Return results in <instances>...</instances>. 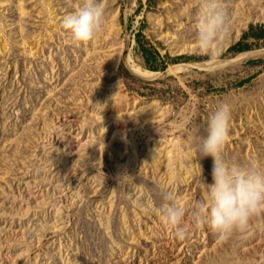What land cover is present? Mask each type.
<instances>
[{
    "label": "rangeland",
    "instance_id": "obj_1",
    "mask_svg": "<svg viewBox=\"0 0 264 264\" xmlns=\"http://www.w3.org/2000/svg\"><path fill=\"white\" fill-rule=\"evenodd\" d=\"M82 3L0 0V264H264V228L223 242L190 216L204 198L193 134L217 103L232 109L226 158L264 162V67L245 65L264 44L231 50L264 22V0H224L228 67L215 73L194 44L197 0H105L88 43L62 28ZM138 32L177 62L146 67ZM161 189L187 209L184 241L150 210Z\"/></svg>",
    "mask_w": 264,
    "mask_h": 264
},
{
    "label": "clouds",
    "instance_id": "obj_2",
    "mask_svg": "<svg viewBox=\"0 0 264 264\" xmlns=\"http://www.w3.org/2000/svg\"><path fill=\"white\" fill-rule=\"evenodd\" d=\"M196 6V50L205 57L206 71L225 70L228 64L222 58L221 50L230 35L231 20L224 0H197ZM105 11V0H83L76 11L63 17L62 28L77 42H91L104 28ZM231 119V105L227 101L219 102L207 118L206 126L202 130L196 128L193 134L197 153L193 165L199 170L204 198L191 206L192 227L196 230L207 228L223 242L264 228V162L253 160L241 164L226 158ZM191 122L189 116L184 124L188 126ZM103 147H106L104 143ZM207 159L211 160V183L204 175L202 162ZM116 179L120 185L134 177L125 170ZM159 197L162 201L159 205L150 199V210L159 216L174 238L184 241L190 235L189 226L184 222L187 209L173 190L161 189Z\"/></svg>",
    "mask_w": 264,
    "mask_h": 264
},
{
    "label": "trees",
    "instance_id": "obj_3",
    "mask_svg": "<svg viewBox=\"0 0 264 264\" xmlns=\"http://www.w3.org/2000/svg\"><path fill=\"white\" fill-rule=\"evenodd\" d=\"M137 51L141 54L146 67H156L168 62H177L176 58L163 56L149 40L140 32L136 34ZM264 44V22L251 23L244 31L241 39L231 48L232 51H245ZM249 67H264V57L253 59L247 63ZM121 73V72H120ZM123 75V74H122Z\"/></svg>",
    "mask_w": 264,
    "mask_h": 264
},
{
    "label": "bare ground",
    "instance_id": "obj_4",
    "mask_svg": "<svg viewBox=\"0 0 264 264\" xmlns=\"http://www.w3.org/2000/svg\"><path fill=\"white\" fill-rule=\"evenodd\" d=\"M181 67H182V65H176L175 66V68H181ZM136 71H138L140 74H142L143 76H146V77H153L156 74L155 72L143 69L142 67H136Z\"/></svg>",
    "mask_w": 264,
    "mask_h": 264
},
{
    "label": "water",
    "instance_id": "obj_5",
    "mask_svg": "<svg viewBox=\"0 0 264 264\" xmlns=\"http://www.w3.org/2000/svg\"><path fill=\"white\" fill-rule=\"evenodd\" d=\"M241 52H243V51H240V52H237V53H233V55H238V54H240ZM259 54H261V53H259ZM249 56H253V55H249ZM246 57H248V56H246ZM246 57H243V59L246 58Z\"/></svg>",
    "mask_w": 264,
    "mask_h": 264
}]
</instances>
